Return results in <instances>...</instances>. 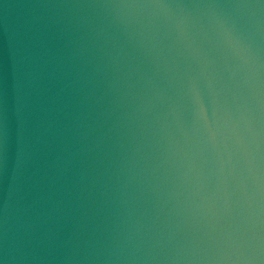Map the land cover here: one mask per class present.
<instances>
[{
	"label": "water",
	"instance_id": "water-1",
	"mask_svg": "<svg viewBox=\"0 0 264 264\" xmlns=\"http://www.w3.org/2000/svg\"><path fill=\"white\" fill-rule=\"evenodd\" d=\"M0 264H264V0H0Z\"/></svg>",
	"mask_w": 264,
	"mask_h": 264
}]
</instances>
